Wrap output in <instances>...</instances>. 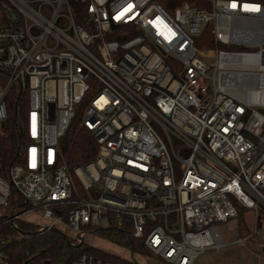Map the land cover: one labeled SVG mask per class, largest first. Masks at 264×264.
<instances>
[{"label": "built area", "instance_id": "1", "mask_svg": "<svg viewBox=\"0 0 264 264\" xmlns=\"http://www.w3.org/2000/svg\"><path fill=\"white\" fill-rule=\"evenodd\" d=\"M159 1L0 0V125L13 87L29 97L0 206L12 224L38 212L39 234L66 225L72 245L124 231L167 264L227 248L220 225L243 208L254 232L230 245L264 248V0ZM78 119L97 153L70 169L62 144Z\"/></svg>", "mask_w": 264, "mask_h": 264}, {"label": "trees", "instance_id": "2", "mask_svg": "<svg viewBox=\"0 0 264 264\" xmlns=\"http://www.w3.org/2000/svg\"><path fill=\"white\" fill-rule=\"evenodd\" d=\"M168 10L177 5L187 2L193 6L206 8L207 0H160ZM210 47L211 43H203ZM9 117L5 128L6 138L0 141V175L9 178L10 169L21 164V156L25 143L24 125L29 110V97L26 91L15 86L8 95ZM64 161L70 169L88 164L95 160L97 143L91 134L80 128L79 119L75 120L69 129L62 144ZM15 206V205H13ZM249 210L239 208L238 237L250 235ZM39 227L22 219H16L12 224L10 219L0 218V236L10 239L6 247L10 264H72L84 254H90L98 259L109 261L112 264H136L132 260L123 259L117 255L109 254L94 247L72 245L70 239L63 233L49 231L44 234L38 233ZM99 234L111 240L115 244L131 249L132 253H148L141 241L135 240L124 231L106 229Z\"/></svg>", "mask_w": 264, "mask_h": 264}, {"label": "rangeland", "instance_id": "3", "mask_svg": "<svg viewBox=\"0 0 264 264\" xmlns=\"http://www.w3.org/2000/svg\"><path fill=\"white\" fill-rule=\"evenodd\" d=\"M221 49L232 50L233 48L221 46ZM209 63H212V60H209ZM5 138L6 133L0 125V141L5 140ZM13 209L14 207L0 206V218L10 219ZM26 211L27 207L17 208L14 211V216L17 217ZM247 213L251 217V219H249L251 230L250 234H253L256 225L254 214L251 211H248ZM20 218L38 227H46L48 225V222L43 218V216L36 211L26 213ZM220 228L223 237L229 246L219 253L208 251L206 254L201 255L195 264H264V248L252 244L250 239H248V242L245 246L230 245L239 238L237 220H232L227 224L220 225ZM57 229L67 237H73L70 235L69 228L66 225L60 224L57 226ZM83 246L94 247L103 250L109 254L117 255L123 259L132 260L136 264H167L161 258L149 251L146 254H141L138 252L132 253L131 249L115 244L111 240L99 234V231L95 233H88L85 237Z\"/></svg>", "mask_w": 264, "mask_h": 264}, {"label": "bare ground", "instance_id": "4", "mask_svg": "<svg viewBox=\"0 0 264 264\" xmlns=\"http://www.w3.org/2000/svg\"><path fill=\"white\" fill-rule=\"evenodd\" d=\"M253 101L257 102V103H262V102H264V96L258 95V97L253 98Z\"/></svg>", "mask_w": 264, "mask_h": 264}, {"label": "water", "instance_id": "5", "mask_svg": "<svg viewBox=\"0 0 264 264\" xmlns=\"http://www.w3.org/2000/svg\"><path fill=\"white\" fill-rule=\"evenodd\" d=\"M6 124L5 122L2 123V128H5ZM11 218H13V212L11 213ZM54 231H57V232H60L62 233L61 231H59L58 229H54Z\"/></svg>", "mask_w": 264, "mask_h": 264}]
</instances>
